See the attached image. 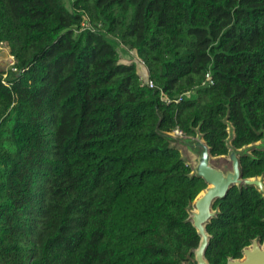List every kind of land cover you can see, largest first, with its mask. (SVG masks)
<instances>
[{"label":"trees","instance_id":"1","mask_svg":"<svg viewBox=\"0 0 264 264\" xmlns=\"http://www.w3.org/2000/svg\"><path fill=\"white\" fill-rule=\"evenodd\" d=\"M0 44V264H197L186 209L206 185L158 112L163 132L201 125L213 156L228 110L237 148L258 139L264 0H0ZM242 167L261 174L264 155ZM217 206L207 258L227 264L264 238V201L233 189Z\"/></svg>","mask_w":264,"mask_h":264},{"label":"water","instance_id":"2","mask_svg":"<svg viewBox=\"0 0 264 264\" xmlns=\"http://www.w3.org/2000/svg\"><path fill=\"white\" fill-rule=\"evenodd\" d=\"M7 57V52L0 53L1 59ZM158 116L160 125L162 121L160 112H158ZM223 124L226 126L225 144L228 150V154L223 156H213L212 149L201 132V125L194 129V136H187L176 131L163 132L159 125L156 130L157 134L168 142L170 149L180 153L181 160L190 168L191 172L188 177L200 179L206 185L205 189L193 201L189 202L186 209L188 213L186 222L193 226L200 238L198 247L192 249L188 254V259H191L193 255V260L197 264H210L207 251L212 236L208 232V226L221 215L220 206L214 208L218 201L226 199L231 189L236 187L241 191L243 186L256 188L264 198V176L244 179L242 167L243 158L256 159L253 151L261 150L264 147V139L237 149L234 146L236 129L230 121V110L223 119ZM257 133L261 135L264 130ZM227 264H264V241L261 242L260 238L252 240L250 245L242 250V258H229Z\"/></svg>","mask_w":264,"mask_h":264},{"label":"flooded vegetation","instance_id":"3","mask_svg":"<svg viewBox=\"0 0 264 264\" xmlns=\"http://www.w3.org/2000/svg\"><path fill=\"white\" fill-rule=\"evenodd\" d=\"M261 130V129H260ZM259 130V131H260ZM264 130V129H263ZM259 131H255V133H256V135H257V137H258V139L256 140V141H253L252 143H258V142H260L261 140H263L264 139V133H262L261 135H258V133L257 132H259ZM252 143H250V144H252ZM250 144H248V145H250ZM235 146V145H234ZM245 146H247V145H245ZM225 147H226V145H225ZM236 147V146H235ZM244 147V146H243ZM243 147H241V148H243ZM227 148V147H226ZM237 148V147H236ZM241 148H237V149H241ZM227 154H228V150H227ZM253 155L256 157V159H252V158H249L248 157V159H251L252 161H260V159H261V157L264 155V147H262V149L261 150H255V151H253ZM220 156H223V155H220ZM243 159H246V158H243ZM242 159V160H243ZM262 176H264V172H262L261 174H258V175H256V176H253V177H244V173H243V178L244 179H253V178H261ZM253 189L256 193H258V195L260 196V198L264 201V198H263V195L261 194V193H259L257 190H256V188H253V187H246V186H243L242 187V190L240 191L238 188H233V189H237V190H239V192H242L243 191V189ZM233 189H231V191L233 190ZM230 191V192H231ZM229 192V193H230ZM229 195V194H228ZM219 202V201H218ZM217 202V203H218ZM216 203V204H217ZM216 204H215V206H216ZM214 206V208L216 209L217 207H215ZM262 222L264 223V218L262 219ZM256 238H260L261 239V242H263L264 241V238H262L261 236H258V237H256ZM255 240V239H254ZM252 241V240H251ZM250 241V242H251ZM250 245V244H249ZM247 247V246H246ZM245 248V247H244ZM243 248V249H244ZM242 249V250H243ZM240 258H242V252H241V257ZM240 258H233V259H240ZM229 259V258H228ZM228 262V261H227Z\"/></svg>","mask_w":264,"mask_h":264},{"label":"rangeland","instance_id":"4","mask_svg":"<svg viewBox=\"0 0 264 264\" xmlns=\"http://www.w3.org/2000/svg\"><path fill=\"white\" fill-rule=\"evenodd\" d=\"M1 52H7L8 53V57L6 59H1L0 58V67L2 69H4L5 71H8L14 65V59L10 56L9 49H8L7 45L0 44V53ZM132 52L129 51V50H127V51L126 50H123L122 51L123 56L125 58V61H127V62L133 61V58L135 56L133 57L134 53L132 54Z\"/></svg>","mask_w":264,"mask_h":264},{"label":"built area","instance_id":"5","mask_svg":"<svg viewBox=\"0 0 264 264\" xmlns=\"http://www.w3.org/2000/svg\"><path fill=\"white\" fill-rule=\"evenodd\" d=\"M85 26H88V28L90 27V25H85ZM127 50L131 51L130 49H127ZM132 54H133V52H132ZM142 66L145 67V65L143 63H142ZM142 80H144L145 84L148 85L150 88H154V83L148 78V75L143 76ZM207 82L209 84H213V81L211 80L210 75L207 76ZM176 132L182 133L179 130H176Z\"/></svg>","mask_w":264,"mask_h":264}]
</instances>
